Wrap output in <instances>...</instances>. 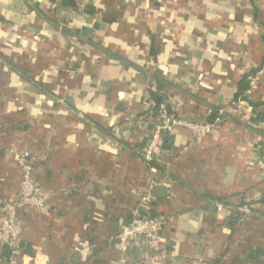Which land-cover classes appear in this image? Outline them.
<instances>
[{
  "label": "crops",
  "instance_id": "crops-1",
  "mask_svg": "<svg viewBox=\"0 0 264 264\" xmlns=\"http://www.w3.org/2000/svg\"><path fill=\"white\" fill-rule=\"evenodd\" d=\"M243 78L264 112V0H0V216L19 192L8 150L47 196L16 211L17 264H116L134 212L171 220L164 257L135 238L129 264H264V129L234 102ZM157 80L177 118L217 125L186 151L187 130L164 135L152 170L136 152Z\"/></svg>",
  "mask_w": 264,
  "mask_h": 264
},
{
  "label": "built area",
  "instance_id": "built-area-1",
  "mask_svg": "<svg viewBox=\"0 0 264 264\" xmlns=\"http://www.w3.org/2000/svg\"><path fill=\"white\" fill-rule=\"evenodd\" d=\"M216 125L217 119L213 122L192 123L176 118L174 115L168 114L167 111H163L157 117V121L149 131L146 143L136 152V156L148 169L154 170L156 169V164H166L163 162L164 135L173 132L177 127L187 130L192 137V141L187 146H184L183 151H186L200 144L202 139L210 134ZM126 135V131L123 130L114 129L111 132V137L115 140H123L126 138ZM8 151L11 153L15 165L19 169L20 181L18 199L5 210L4 215L0 216V247L7 250L9 264H17L21 228L16 221V211L21 207H31L35 210H41L47 202V196L42 194L32 179L34 159L29 153L27 151ZM150 203L151 196L149 193L141 196L142 208L146 209ZM216 209L217 211H221V207L218 204H216ZM247 212L246 209L240 211L242 214ZM170 220L167 217H148L134 212L130 223L123 226L116 236L119 252L116 264H129L126 253L135 238H142L152 252L148 260H161L164 254L162 252L163 243L160 233Z\"/></svg>",
  "mask_w": 264,
  "mask_h": 264
},
{
  "label": "trees",
  "instance_id": "trees-1",
  "mask_svg": "<svg viewBox=\"0 0 264 264\" xmlns=\"http://www.w3.org/2000/svg\"><path fill=\"white\" fill-rule=\"evenodd\" d=\"M161 86L164 88V83H162L160 80H157V87L155 90H151L149 92L150 95V100L153 101V106L152 108L149 110V114L151 117H155L157 118L161 112L163 111H167L168 114H172L175 116L174 113H172V111H170L169 107L167 105H165V94L162 93V88ZM250 83L246 78H243L238 86L237 89V93L234 99V102L236 100H242V101H247L248 104L251 107V116L249 119L250 124L256 123V124H263V129H264V112H262L261 110L258 111V109L261 107L260 104L258 103H253L247 100L246 98V93L250 90ZM216 115H212V117H210L209 122H213L216 118ZM177 118V117H176ZM264 132V131H263ZM142 216H148V217H153L150 215H147L146 212H141L139 213ZM2 250H5V254L8 255V252L6 249L2 248ZM7 252V253H6ZM127 255V253H126Z\"/></svg>",
  "mask_w": 264,
  "mask_h": 264
},
{
  "label": "water",
  "instance_id": "water-1",
  "mask_svg": "<svg viewBox=\"0 0 264 264\" xmlns=\"http://www.w3.org/2000/svg\"><path fill=\"white\" fill-rule=\"evenodd\" d=\"M155 190H159L158 188H153V191H155ZM162 190V189H161Z\"/></svg>",
  "mask_w": 264,
  "mask_h": 264
}]
</instances>
